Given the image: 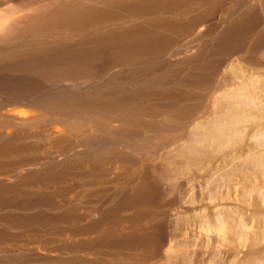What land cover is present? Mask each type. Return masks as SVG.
<instances>
[{
	"label": "rangeland",
	"instance_id": "1",
	"mask_svg": "<svg viewBox=\"0 0 264 264\" xmlns=\"http://www.w3.org/2000/svg\"><path fill=\"white\" fill-rule=\"evenodd\" d=\"M240 91L264 106V0H0V264H264Z\"/></svg>",
	"mask_w": 264,
	"mask_h": 264
},
{
	"label": "bare ground",
	"instance_id": "2",
	"mask_svg": "<svg viewBox=\"0 0 264 264\" xmlns=\"http://www.w3.org/2000/svg\"><path fill=\"white\" fill-rule=\"evenodd\" d=\"M249 95L250 94H245L242 91L237 92L235 95H233L235 96V99L237 100L236 103H234L235 105H233V107L235 106L238 109L240 108L244 109L245 107H248L249 109L252 107L255 109H258V108L262 109L264 107L262 103L253 99V97ZM9 116L12 117L16 121H20V122L24 121V119L19 114L12 113ZM234 116H235L234 111L230 110L229 114L224 115L222 117L224 119V122L212 123L211 127L204 131L205 134L203 133L201 134V136L200 135L198 136L199 139H197V141L201 143L202 142L208 143L209 148H213L214 145L220 147L230 142H233L234 141L233 139L235 138V136L240 132V129H237V127L241 125L246 120V118H248V115H245V114L243 115V113L239 117H237V115L235 116L239 120H237ZM227 117L229 119H227ZM52 132L55 138L57 137L59 138L60 136H62V133H59L57 131H52ZM254 140L257 145L264 146V132L258 135H255ZM201 147H204V146L201 145ZM199 152L201 151L196 146H193V145L187 146L186 149H183L181 151L180 156L187 157L190 155H196V153H199ZM241 156H238V157L235 156L236 158L241 159V160L239 162V165L235 166L234 168H230V170L226 171L227 177L232 178L233 176L237 175V176H241V177L243 176L247 178V176L250 175L251 173L250 171H252V169H254L253 171H255V168L264 166V162L261 158L262 155L248 154L244 157H241ZM253 174L255 175L257 173L253 172ZM242 185H243V182H242ZM250 192L258 196L261 194L258 188H256V186H252V190Z\"/></svg>",
	"mask_w": 264,
	"mask_h": 264
}]
</instances>
